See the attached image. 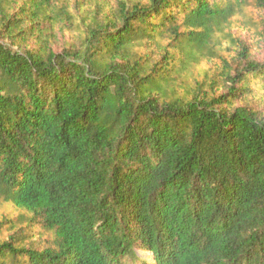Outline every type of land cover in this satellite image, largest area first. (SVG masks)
<instances>
[{
	"label": "trees",
	"instance_id": "trees-1",
	"mask_svg": "<svg viewBox=\"0 0 264 264\" xmlns=\"http://www.w3.org/2000/svg\"><path fill=\"white\" fill-rule=\"evenodd\" d=\"M87 2L0 0V264H264V0Z\"/></svg>",
	"mask_w": 264,
	"mask_h": 264
},
{
	"label": "rangeland",
	"instance_id": "rangeland-1",
	"mask_svg": "<svg viewBox=\"0 0 264 264\" xmlns=\"http://www.w3.org/2000/svg\"><path fill=\"white\" fill-rule=\"evenodd\" d=\"M65 1V0H64ZM69 3L72 2L73 0H67ZM77 1V0H76ZM82 2V0H79ZM86 4H88L87 0H84ZM92 2H96L98 6L104 8V9H110L112 6H115L117 3V0H91ZM250 11V10H249ZM252 13V16L259 17L258 12L256 11H250ZM249 15H251L249 13ZM240 20L238 18L235 20L234 23V35L236 38L241 39L243 42H246L249 45L250 50L252 53L255 55V57L259 60L262 61L264 59V42L262 44H257L255 42L254 34L252 30H248L244 25H240ZM58 44L63 43V42H72L73 38L70 32H65L63 35H58ZM57 44V45H58ZM224 46L228 48L229 42L226 41L224 42ZM232 51V50H231ZM224 58L228 61V63H232V65L235 68L236 62L232 60L235 58L236 53L232 51L231 56L229 55V52L226 53V51H223ZM223 66L222 62H208V61H203L201 64L198 66L194 67L193 70L191 71L192 75L191 77L189 76V81L193 83V81L196 80H201L204 73H208L209 75H212L213 70L217 69V66ZM264 94V93H263ZM5 214L9 216L11 219L15 218L18 214V211L15 210L12 206L8 205H0V215Z\"/></svg>",
	"mask_w": 264,
	"mask_h": 264
}]
</instances>
